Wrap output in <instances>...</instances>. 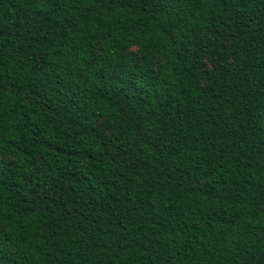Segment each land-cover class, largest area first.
<instances>
[{
    "label": "trees",
    "instance_id": "trees-1",
    "mask_svg": "<svg viewBox=\"0 0 264 264\" xmlns=\"http://www.w3.org/2000/svg\"><path fill=\"white\" fill-rule=\"evenodd\" d=\"M0 264H264V0H0Z\"/></svg>",
    "mask_w": 264,
    "mask_h": 264
}]
</instances>
